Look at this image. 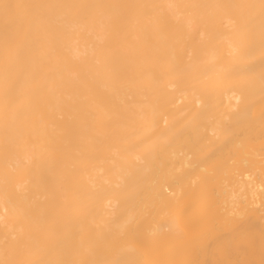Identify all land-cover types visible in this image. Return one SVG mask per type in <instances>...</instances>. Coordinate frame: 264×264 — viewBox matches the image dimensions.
I'll list each match as a JSON object with an SVG mask.
<instances>
[{
	"label": "bare ground",
	"instance_id": "1",
	"mask_svg": "<svg viewBox=\"0 0 264 264\" xmlns=\"http://www.w3.org/2000/svg\"><path fill=\"white\" fill-rule=\"evenodd\" d=\"M262 259V0H0V264Z\"/></svg>",
	"mask_w": 264,
	"mask_h": 264
},
{
	"label": "snow or ice",
	"instance_id": "2",
	"mask_svg": "<svg viewBox=\"0 0 264 264\" xmlns=\"http://www.w3.org/2000/svg\"><path fill=\"white\" fill-rule=\"evenodd\" d=\"M262 2H264V0H262ZM2 7L5 10V12L7 13L9 11V9L14 8V7H18V6L10 5V4H3ZM260 264H264V259H262L260 261Z\"/></svg>",
	"mask_w": 264,
	"mask_h": 264
}]
</instances>
